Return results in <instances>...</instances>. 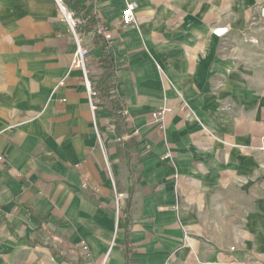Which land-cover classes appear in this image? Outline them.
Returning a JSON list of instances; mask_svg holds the SVG:
<instances>
[{"label":"crops","instance_id":"crops-1","mask_svg":"<svg viewBox=\"0 0 264 264\" xmlns=\"http://www.w3.org/2000/svg\"><path fill=\"white\" fill-rule=\"evenodd\" d=\"M81 3L97 20L77 17L87 75L110 32L122 139L137 140L129 259L114 195L130 171L67 24L55 0H0V264H264V0Z\"/></svg>","mask_w":264,"mask_h":264},{"label":"trees","instance_id":"trees-1","mask_svg":"<svg viewBox=\"0 0 264 264\" xmlns=\"http://www.w3.org/2000/svg\"><path fill=\"white\" fill-rule=\"evenodd\" d=\"M66 6L74 13L76 17H82L84 20L81 26L82 32L94 31L97 24L96 17L93 13L89 12L86 7L81 3V0H63ZM92 44L99 51V55L94 58L92 64L101 70L99 77L95 80L89 77L91 85L96 92L97 98L106 105L107 111L110 115L111 124L113 125L114 134L120 141L119 151L123 155L128 169L130 171L129 179L130 185L128 187V195L126 197V204L122 209V222L124 227V255L126 261L129 259L130 253V225L131 219L129 216V208L131 205V196L133 192L132 172L133 165L130 163L131 159L136 156L137 140L131 134H128L127 139H122L125 131L128 129V120L125 113V103L119 97L116 91V74H115V59L108 43L105 42L102 34H94L92 37ZM86 68L89 69L88 64ZM86 69V70H87ZM28 212L34 213L32 209L26 207ZM35 214V213H34Z\"/></svg>","mask_w":264,"mask_h":264},{"label":"built area","instance_id":"built-area-1","mask_svg":"<svg viewBox=\"0 0 264 264\" xmlns=\"http://www.w3.org/2000/svg\"><path fill=\"white\" fill-rule=\"evenodd\" d=\"M56 7L58 12L62 15L64 21L67 24L68 31L70 35L73 37L75 41V46L71 55V65L74 68H81L83 70V84L88 96L89 106L91 111H95L99 104V99L97 98L96 92L93 89L90 79L87 75L86 71V58L88 56V49L83 47L81 45L80 39L78 37V25L80 22V19L77 18L74 13L66 6L63 0H55ZM134 2H125L123 4V8L121 9L120 17L121 22L123 24H128L132 22L133 19V13H134ZM260 18L262 21H264V3L260 6ZM227 27H217L212 30V34L215 37H222L227 32ZM101 29H99V32ZM106 31V30H105ZM107 32V31H106ZM105 33V32H104ZM105 40L111 41L112 35L110 32L104 34ZM59 84H63V82H59ZM171 112V109L168 107H159L152 111L151 113V119L153 123H161L163 118L168 115ZM263 117H264V109H263ZM133 134H136V131L133 132ZM2 157L0 156V160ZM83 187L86 186L85 183L82 184ZM125 198V195L123 193H118L115 191L114 195V202H115V216H118L119 208L122 204L123 199ZM81 250L83 252L84 257L88 256L87 253V247L86 245H81Z\"/></svg>","mask_w":264,"mask_h":264},{"label":"rangeland","instance_id":"rangeland-1","mask_svg":"<svg viewBox=\"0 0 264 264\" xmlns=\"http://www.w3.org/2000/svg\"><path fill=\"white\" fill-rule=\"evenodd\" d=\"M68 32H69V31H68ZM71 37H72V36H71ZM72 39H73V37H72ZM73 42H74V46H75V41H74V39H73ZM105 108H106V107H105ZM115 191L119 193V191H117V189H116ZM126 197H127V195H125V198H124L123 201H122V204H121V206H120V208H119V213H118V216H117V217L120 216V213H121L123 207H124L125 204H126Z\"/></svg>","mask_w":264,"mask_h":264}]
</instances>
